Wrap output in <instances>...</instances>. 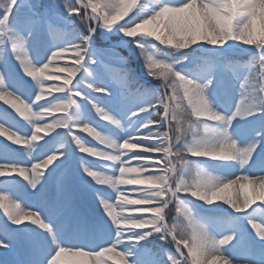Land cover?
I'll use <instances>...</instances> for the list:
<instances>
[{
    "label": "snow or ice",
    "instance_id": "6c2138e0",
    "mask_svg": "<svg viewBox=\"0 0 264 264\" xmlns=\"http://www.w3.org/2000/svg\"><path fill=\"white\" fill-rule=\"evenodd\" d=\"M120 48L139 53L158 87L145 92ZM238 48L248 54L239 77L229 60ZM67 53L70 63L46 71ZM192 60L198 73L178 67ZM222 71L238 86L230 113L213 107ZM134 93L141 98L123 118L102 102L115 107ZM0 101L8 106L0 108V137L10 141H0V249L11 252L20 239L25 249L11 264H264V156L256 151L264 129L246 146L233 138L235 121L264 116V0H0ZM189 156L242 174L214 175ZM188 197L246 214L251 236L198 219ZM72 223L91 227L69 237Z\"/></svg>",
    "mask_w": 264,
    "mask_h": 264
},
{
    "label": "bare ground",
    "instance_id": "6f19581e",
    "mask_svg": "<svg viewBox=\"0 0 264 264\" xmlns=\"http://www.w3.org/2000/svg\"><path fill=\"white\" fill-rule=\"evenodd\" d=\"M125 19H127V17ZM120 22L122 23L123 21H120ZM244 47H248V46H244ZM40 51H41V49L37 46V48L33 51V55L39 54ZM70 56H71V53L64 54L60 59H58L56 61H53V64L50 65L49 69L46 70V71L47 72H53L54 69H55V66H60V65L65 64L69 60L68 57H70ZM8 61H9L10 66L15 67V61L11 60L10 56L8 57ZM224 74H225L224 76L217 75V79L218 80L221 79V77L224 78V83L226 85H225V87H223V85H222L221 87L214 88L215 89V94H218L220 96L216 97L217 98V102L213 101V107L215 108V110L220 112V110H219L220 106L217 107V105L218 104H224L225 108L228 109L226 112L230 113L233 110V107H234V104H235L236 100L239 98L238 97V88L235 85V82H237V81L232 78L233 77V73L229 74V73L226 72ZM58 75L63 77L65 74L64 73H58ZM235 75L238 77V75L240 76V73L235 74ZM28 79H30V78H28ZM45 83L46 84L62 83V80H60V81H46ZM214 89H213V91H214ZM54 95H58V94L54 93ZM94 95L101 96L102 94L96 93ZM218 100H220V101H218ZM102 102L110 110H114L116 112V114H118L121 118H123V116L127 113V110L130 109L132 107V105L137 103L136 101L132 102V103H127V102L123 101V102H120V103L116 104L115 107H114L112 101L108 100L107 98H104ZM40 103H44V101H41ZM7 107H8L7 105H4L3 102L0 101V108H7ZM8 111L12 112V110L10 108L8 109ZM13 115H15L14 112H13ZM91 115H92L93 121L100 127L101 131H103V132H111V129H110L111 126L110 125L109 126L105 125L106 122L100 120L99 117L95 115L94 111L92 112ZM262 117L264 119V116H262ZM17 120H19V117H17ZM263 122H264V120H263ZM21 123H23V122H21ZM253 129H254L253 127H249L243 121H240V120L235 121L233 123V130H234L233 138L238 141L240 146H246L248 143H250L252 141V138H253V135L255 134V132L260 130L258 128L254 129V130ZM262 129H264V128L262 127ZM76 134L81 136L88 143L96 146L97 148H102V146L99 145L90 136H88L87 133L79 132L77 130ZM45 139H47V137H45ZM0 141H3L4 143H10V141H8L5 137H0ZM42 142L43 141H40V143H42ZM262 149H264V142L261 143L260 147H258L256 151L258 153H260V151ZM262 156H264V152H263ZM88 158H92V157H88ZM93 159H95V158H93ZM199 159L210 160L209 158H206V157H199ZM253 159L254 160L256 159L255 156L253 157ZM132 163L136 164L137 162L133 161ZM240 171L241 170L238 167H236V166H223V170L221 172V177L232 176V175H236V174H242V173H240ZM259 171H260L259 169H255V168H251V167H248V168L244 169V172H247V173L259 172ZM80 175L83 177L84 181L87 184L91 185L93 188H96V185L90 180V178H88L87 176H83V173H81ZM14 179H18V178H14ZM20 183L23 184V181L21 180ZM120 187L127 192L130 189L138 188L140 186L121 185ZM237 188H238V186H237ZM100 194L103 195V192H101ZM225 195H232V190H229V192L226 193ZM193 199L194 198H192V197H188V200H189V202H191L192 207H195L197 209H203L206 212H218V213L222 212V213L233 214L235 216H239L241 218L239 220L246 225V223L242 219V217L245 216L246 214H235V213H232L231 209H227L226 208L227 206L222 204V201H217L218 204H213V205L209 206V205L203 204L200 201H195ZM240 199H241V202H242V196L240 197ZM113 202H115V201H113ZM77 203H78V206L80 207V209L85 214L89 215L90 217L96 218L97 220L99 219V217L96 216L95 213L92 212V210H91V208H90V206L88 204L84 203L82 200H79V199H78ZM257 203H259V201H257ZM253 207L255 208L256 206L253 205ZM25 210H29V209L25 208ZM251 211L252 210L249 209V212H251ZM197 218L198 219H203L201 216H198ZM0 221H6V217L4 216L3 209H0ZM25 223H28V221L26 220ZM88 226L91 227V224L90 225L89 224L81 225L79 223H72V224L69 225L68 229L71 228L74 231V230L80 229V228H87ZM11 227H15V226L9 225V228H11ZM224 227H226V226H223V227H219L218 225L215 226V228L217 230L222 229ZM247 230H249V229L247 228ZM37 232L39 233V230H37ZM244 235L251 236V232L245 233ZM69 237H71V236H69ZM24 251H25L24 242H23L22 239H20L18 241V243L13 246V249H12L11 252H6L4 249H0V264H6V262H7V264H11L12 260L20 258V256L17 255V253L23 255ZM103 259L108 260V257L106 256ZM114 261H115V258L112 259V260H108V264H114Z\"/></svg>",
    "mask_w": 264,
    "mask_h": 264
},
{
    "label": "rangeland",
    "instance_id": "374dc122",
    "mask_svg": "<svg viewBox=\"0 0 264 264\" xmlns=\"http://www.w3.org/2000/svg\"><path fill=\"white\" fill-rule=\"evenodd\" d=\"M39 3L42 6H50L52 4H62L63 0H39ZM73 19H74V22L76 23L77 26H79L81 28L84 27L83 25H80L78 17H74ZM118 40H119L118 37H114L112 42L113 43H118ZM129 47H131V45ZM241 48H242V46H241ZM241 48L236 49L234 51V54H229V60L235 62V64H234L235 74L240 73V76L243 75V72H244V68H242L240 66L241 65H245L247 63V61H248V54L246 52L242 51ZM119 51H120L121 56L126 58L127 67L137 77V79L140 81V83L144 85L145 92H147L149 90H152V89H155L156 87H158V85L161 83L160 81H158V80L150 81V80H148L147 76L144 75L145 69L143 67V59L140 57L139 53H137L135 51L130 52L129 48H120ZM66 63H70V60H68ZM178 67H183L186 71H189V72H197L198 73L200 71V68L202 67V65H201L199 60H192L191 62H187L186 61L184 65L178 66ZM226 72L227 71L218 72L217 75L224 76L225 75L224 73H226ZM229 73H231V72H229ZM238 77H239V75H238ZM235 85L238 88L237 82H235ZM114 87L118 88L119 85L114 82ZM58 95H60V94H58ZM219 96L220 95L215 94V89H214L213 95H212L213 101L217 102V98L216 97H219ZM131 97H134L132 102H135V101L138 102V100L141 98L140 95L136 94V93L131 95L129 97V99ZM129 99H126L125 102L129 103ZM218 101H220V100H218ZM218 106H220L219 110H220L221 113H228V112H226L228 109L225 108L224 104H218L217 107ZM263 120L264 119H263L262 116H256V117L249 118L247 120H243V122L246 125H248L249 127H253L254 129H256V128L262 129V127L264 128ZM188 139L191 140V136H189ZM262 153H263V151L261 150L260 151V155ZM86 158L90 159V160L93 159V158H88V157H86ZM188 158L189 159H199V158L191 157V156H189ZM199 160L203 161L202 162L203 166L210 173H212L214 175L221 176V172L223 170V166L219 165L215 161L206 160V159H199ZM133 165H135V164H133ZM188 203H189V206L193 210L194 215L196 217L201 216L204 220L211 221L213 226H215L218 223L220 225L219 227L227 226L228 224H236V225H238L241 228V231H242L243 234L251 232V231H249L250 229L244 223H242L239 220V219H241L239 216H235L233 214H228V213H222V212L221 213H218V212H206L203 209H197L195 207H192L191 202H189V200H188ZM176 215H177V213H176L175 205L174 204L170 205L169 218L172 219ZM89 225H90V223H89ZM247 228L249 230H247ZM159 243H160L159 241H155L153 243H148L147 246L149 247L150 244L157 245ZM172 250L174 251V248Z\"/></svg>",
    "mask_w": 264,
    "mask_h": 264
},
{
    "label": "clouds",
    "instance_id": "9594fccd",
    "mask_svg": "<svg viewBox=\"0 0 264 264\" xmlns=\"http://www.w3.org/2000/svg\"><path fill=\"white\" fill-rule=\"evenodd\" d=\"M260 195H264V188H262L261 190H260V193H259Z\"/></svg>",
    "mask_w": 264,
    "mask_h": 264
},
{
    "label": "trees",
    "instance_id": "16d2710c",
    "mask_svg": "<svg viewBox=\"0 0 264 264\" xmlns=\"http://www.w3.org/2000/svg\"><path fill=\"white\" fill-rule=\"evenodd\" d=\"M151 246H152V244H151ZM152 248H154V247H152Z\"/></svg>",
    "mask_w": 264,
    "mask_h": 264
}]
</instances>
